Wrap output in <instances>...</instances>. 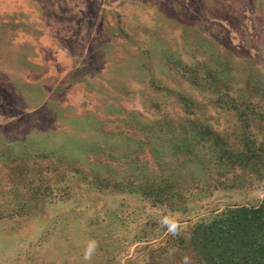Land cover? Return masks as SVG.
<instances>
[{
	"label": "rangeland",
	"instance_id": "1",
	"mask_svg": "<svg viewBox=\"0 0 264 264\" xmlns=\"http://www.w3.org/2000/svg\"><path fill=\"white\" fill-rule=\"evenodd\" d=\"M17 1L0 0V26L3 25L2 33L8 42L13 43L12 51H17L14 47L20 42L24 43V52L34 63L32 67L12 69L11 77L18 84L26 81L39 90L38 98L35 96L38 107L26 110L18 101H12L16 106L12 112L7 105H1L0 125L15 120L10 113L27 115L18 124L27 126L26 130L20 128L18 134L30 131L29 136L36 137L45 148L56 147L63 158L77 159L76 167L87 175V180L74 175L53 184L54 173L47 165L58 157L51 161L37 158L26 161L29 168L25 172L38 181L52 184L54 195H68L67 208L54 210L57 218L52 220L53 215L48 214L43 217H50L52 222L58 219L59 225L49 236H42L49 225L45 219L34 224L16 222L19 218L14 204L23 198L24 190L13 185L12 169L0 164V264H94V256L90 261L83 258L86 244L82 235L86 229L75 226L79 221L68 213L70 202L75 201L73 207L79 204L78 208L90 211L91 215L80 220L84 225L93 214L92 219L105 218L117 196L86 184L94 178L91 168L97 166L94 172L100 179L124 180V154L133 148L134 152L141 151L136 150L138 144L134 138L127 141L129 148H124L122 133L131 130L125 122L129 121L135 128L144 118H159L163 113L182 115L179 101L182 96L199 105L195 115L215 131L230 137L238 130L234 113L215 105V96L208 90L189 84L182 76L185 72L181 74L171 61L181 57V64L195 67L206 58L204 50L212 47L221 55L229 54L235 67H241L237 71L241 74L238 86L243 85L245 75L259 76L264 81V0ZM29 7L33 13L22 14L20 18L18 9ZM40 13L45 16L43 22L39 21ZM36 28L41 31L37 33ZM53 45L54 51H44ZM16 71L24 74L23 77ZM233 89L236 90L234 84L232 93ZM251 100L254 105L260 102L258 98ZM131 112L142 117L134 120ZM96 128L110 131L112 137L105 141ZM252 133L257 135V129ZM136 137L143 138L137 133ZM74 146L78 151H70ZM82 155L87 156L89 163L79 162L76 157ZM136 155V163L147 172L152 169L160 174L147 150ZM198 171L192 167L191 174ZM214 173L212 167L197 177L203 183L213 182ZM257 188V191H241L245 199H238L235 189L231 192L232 199L218 198L211 202L219 204L218 210L224 203L232 205L234 201L257 204L264 198V184ZM12 189L21 196H13ZM208 202L204 199L198 203L206 208ZM179 219L181 224L185 223L181 216ZM135 246L121 259V264L134 254Z\"/></svg>",
	"mask_w": 264,
	"mask_h": 264
},
{
	"label": "trees",
	"instance_id": "2",
	"mask_svg": "<svg viewBox=\"0 0 264 264\" xmlns=\"http://www.w3.org/2000/svg\"><path fill=\"white\" fill-rule=\"evenodd\" d=\"M31 11L30 7L25 10L19 8L17 14L20 17L33 13ZM40 16L41 13L39 21L43 22L45 16ZM3 28L1 25L0 106L7 105L14 112L16 106L12 101H18L26 110H35L38 107L35 96L38 98L39 90L26 81L18 84L11 77L12 69L32 67L34 63L25 54L24 43L20 42L18 47H14L17 51H12L13 43L8 42L2 33ZM53 47L55 45L44 48V51H54ZM204 52L206 58L197 63L198 67L181 64V57L176 61L172 59L171 63L181 70V74L185 72L182 76L189 84L214 95L215 105L234 113L238 130L231 136L235 139L231 140V136L222 135L204 123L195 115L199 105L183 96L179 97L182 115L163 113L159 118H144V122L135 128L126 121L131 130L122 133L124 148H129L128 140H137L136 150H147L160 174H155L152 169L147 172L137 164L138 152H134V148L124 154V180L100 179L94 172L97 166L91 168L94 178L86 184L92 189L110 191L117 196L105 218L100 221L98 217L92 219L93 214L84 225L80 220L91 215L90 211L78 208L79 204L75 205L76 209L73 207L75 201L70 202L72 206L68 213L79 221L75 226L78 224V228L86 229L82 235L85 244L90 239L99 244L93 255L96 258L94 264H121V259L133 245H136V250L125 259L124 264H183L185 256L189 258V264H264V198L257 204H242L241 201H234L232 205L224 203L219 210V204L211 202L218 198L232 199V190L235 189L238 199H245L241 191H257V187L264 184V81L259 76L245 75L243 85L238 86L237 79L241 74L237 71L241 67H235L234 58L229 54L221 55L212 47ZM20 75L23 77L24 74ZM232 84L236 87L233 93ZM252 98H258L262 103L254 105ZM153 107L159 110L157 105ZM10 114L15 120L0 125V164L12 169L13 185H20V189L24 190L21 194L23 198L14 204L19 218L16 222L34 224L37 220H44L47 214L53 215V220L57 218L54 210L60 212L62 208H67L65 199L68 195H54L52 184L38 181L34 175L25 172L29 168L26 161L33 158L51 161L58 157L57 161L47 165V169L54 173L52 183L55 184L65 177L72 179L74 175L87 180V175L76 167L77 159L63 158L56 147L45 148L36 137L29 136L30 131L18 134L20 128L26 130L27 126L19 127L18 124L27 115ZM130 116L136 120L142 114L131 112ZM256 129L257 135L261 136L259 139L252 133ZM97 130L105 136V141L112 137L110 131ZM258 131L263 132L258 134ZM136 133L142 134L143 138H135ZM72 149L70 151L77 150L75 146ZM81 157H76L79 162L89 163L86 155ZM192 167L199 170L196 175L191 174ZM212 167H215L216 177L213 182L203 183L197 175L204 170L206 173ZM12 192L13 196H19L15 189ZM204 199L210 201L206 208L198 203ZM130 205L133 207L129 208ZM169 214L185 219L182 225L186 226V230L178 236L171 235L160 224L162 217ZM45 220L49 225L41 235L49 236L58 227L59 220L52 222L50 217ZM172 250L174 252L170 255Z\"/></svg>",
	"mask_w": 264,
	"mask_h": 264
},
{
	"label": "clouds",
	"instance_id": "3",
	"mask_svg": "<svg viewBox=\"0 0 264 264\" xmlns=\"http://www.w3.org/2000/svg\"><path fill=\"white\" fill-rule=\"evenodd\" d=\"M160 224L162 227L167 229L168 233L173 236H178L180 235L181 231L186 230V226L180 223L176 214L164 215L160 221ZM98 247L99 244L96 240H88L84 250V260L90 261ZM172 252H174V250L170 251L169 254L171 255ZM183 264H189V258L187 256L184 257Z\"/></svg>",
	"mask_w": 264,
	"mask_h": 264
}]
</instances>
